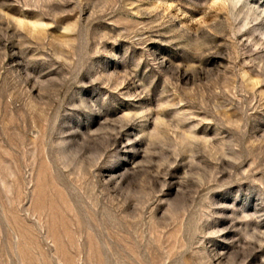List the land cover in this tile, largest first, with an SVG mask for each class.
<instances>
[{"label":"rangeland","instance_id":"obj_1","mask_svg":"<svg viewBox=\"0 0 264 264\" xmlns=\"http://www.w3.org/2000/svg\"><path fill=\"white\" fill-rule=\"evenodd\" d=\"M0 264H264V0H0Z\"/></svg>","mask_w":264,"mask_h":264}]
</instances>
